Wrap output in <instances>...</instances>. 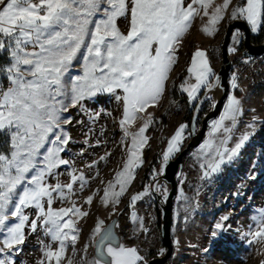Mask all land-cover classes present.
<instances>
[{
    "label": "snow or ice",
    "instance_id": "6c2138e0",
    "mask_svg": "<svg viewBox=\"0 0 264 264\" xmlns=\"http://www.w3.org/2000/svg\"><path fill=\"white\" fill-rule=\"evenodd\" d=\"M231 3L232 0L220 4L216 0H0V56L7 58L0 63V264H13L12 257L28 235L38 231L49 242L39 241L42 258L37 264H62L69 246L73 258H67V264H74L79 237L76 225L89 213L76 207L71 194L74 184L79 182L82 191L87 181L82 173L76 175L72 170L67 184L58 179L54 185L48 183L49 177L58 176L60 166L70 163L61 155L71 142L65 125L72 121L64 113L79 107L95 122L100 113L87 110L85 101L107 95L122 103L121 144L129 136L131 144L122 170L116 172L101 197L105 207L109 203L115 206L143 163L141 153L148 143L144 134L153 123L147 109L163 97L177 62V45L195 18L207 17L201 31L210 36L226 16L246 21L252 33L264 26V0H242L229 12ZM120 18L128 22L126 34L118 27ZM232 42L228 51L235 54L242 43L239 29L233 32ZM78 59L80 71L73 75L71 70ZM187 71L190 80L184 81L181 91L187 94L189 105L198 109L203 103L201 91L207 97L220 86L219 77L199 49L192 55ZM230 86L238 88L236 74ZM211 106L215 108L216 104ZM241 114V100L228 95L221 115L210 125L208 139L196 153L201 180H211L220 173L249 141L256 117L246 126L253 131H245L233 146H228ZM137 120L143 121L142 126L130 133L129 127ZM186 128L181 124L169 139L156 175H163L168 162L180 151ZM153 189L167 201L166 186L156 184ZM53 193L72 206L54 209ZM148 194L145 190L133 195L130 206ZM94 195L84 203L90 205ZM177 199L184 202L186 212L191 209V201L183 191ZM26 209H35L34 218L26 214ZM227 219L223 217L222 221ZM133 221L141 231H147L142 218L133 215ZM227 230L223 222H217L211 239L221 238ZM243 236L250 245L264 246V210L255 220V227L250 226ZM91 239L98 247L91 264H147L136 247L117 243L110 228L102 229L101 221ZM260 251L264 253V247ZM81 261L83 264V257Z\"/></svg>",
    "mask_w": 264,
    "mask_h": 264
},
{
    "label": "rangeland",
    "instance_id": "374dc122",
    "mask_svg": "<svg viewBox=\"0 0 264 264\" xmlns=\"http://www.w3.org/2000/svg\"><path fill=\"white\" fill-rule=\"evenodd\" d=\"M222 2L223 0H216L217 4ZM240 3L242 0H232L228 11L231 12V9ZM228 21L230 19L226 16L217 26L216 33L210 36L201 31L202 26L207 23V17L201 19L197 16L192 27L182 38V42L177 45V62L166 81L164 95L156 106L147 109V113L153 117V123L144 134L148 143L141 153L143 163L136 168L135 178L115 206L109 203L108 207H105L101 203V197L109 181L114 179L117 171L122 170L127 159V147L131 144V136L121 144L123 132L119 126V119L122 116V103L118 104L114 98L107 95L85 101L87 110L100 113L95 122L91 121L86 112L79 107L69 108L68 112L64 113L72 121L65 125L71 142L61 155L70 163L60 166L56 170L58 176L49 177L48 183L54 185L58 179L61 184H67L70 181L68 173L72 170H75L76 175L82 173L87 181L82 191L79 182L74 184L71 194V200L75 202L76 207L89 213L88 216L79 219L76 225L79 237L74 264H82L81 257L83 264H91L94 259L91 239L93 229L98 221H101L103 226L113 215L117 217L115 232L121 236L119 244L135 247L132 241L140 242V255L146 259L149 258L150 250L155 252L154 255L160 254L163 250L156 224V209L159 219L158 203L153 191L161 200L163 196L153 189V185H166L159 181L156 173L162 164V154L168 147V141L180 125H187L184 133L186 138L181 147L190 136V125L194 129L198 126L194 123L195 120L191 122L196 107L189 105L187 94L181 91L184 81L190 80L187 69L191 64L192 55L198 49L205 52L215 73L220 63L219 44ZM117 24L126 34L127 20L120 18ZM248 27L250 29L249 25ZM235 30L237 29L231 32L227 45V55L231 63L227 96L232 94L241 100L242 114L228 146H233L236 138L245 131H253L246 128L253 121V117L257 118L256 127L249 141L231 164L225 165L211 180L200 179L201 170L195 158L196 153L208 139L210 125L221 115L226 96L218 115L208 121L202 140L183 157L176 179L177 187L171 212L172 252L165 264H261V261H264V253L260 251L264 246L250 245L243 236V233L249 232L250 226L255 227V220L264 210V53L254 57H242L240 44L237 45L235 54L230 53L228 49L233 46L232 34ZM2 57L5 62L7 58ZM71 71L73 75L79 73V59L74 62ZM233 74L238 77L237 89L230 86ZM234 90L238 91L237 95ZM179 94H184V98ZM200 96L203 103L211 105L212 97L209 99V96H204L203 90ZM142 123V120H137L129 127V132H137ZM250 176H254V179H249ZM116 190H119L118 185ZM145 190L149 194L137 201L134 206H130L132 196ZM181 191L191 201V209L187 212L183 207L184 202L177 199ZM93 193L96 195L93 196L92 203L85 204L86 198ZM53 197L54 209L72 206L67 201H61L56 193H53ZM25 211L30 218H34L35 209ZM133 215L143 219L146 232L139 229L138 223L133 221ZM223 217L228 219L222 221ZM217 222H223L228 230L221 238L212 240L211 232ZM41 239L45 243L49 242L42 231L28 235L26 243L18 250V254L12 257L13 264H37L42 258V245L39 242ZM85 246L87 251H84ZM205 248L208 249L207 252L204 251ZM67 258H73L71 246L67 249L66 259L62 264H67Z\"/></svg>",
    "mask_w": 264,
    "mask_h": 264
},
{
    "label": "water",
    "instance_id": "95a60500",
    "mask_svg": "<svg viewBox=\"0 0 264 264\" xmlns=\"http://www.w3.org/2000/svg\"><path fill=\"white\" fill-rule=\"evenodd\" d=\"M234 29H239L242 33V43H240L241 50L240 55L242 57H254L264 53V41L253 43L251 42V32L244 20H230L226 23L223 35L220 40L219 48H220V63L215 74L219 77V87L220 93L212 103L216 104V107L213 108L211 105L207 109V111L202 115L199 120V124L194 129L192 125H190V136L184 145L180 148V151L175 154V156L168 162L165 167V171L163 175H158L159 181H163L168 189V199L167 201L161 200L159 196L153 191L155 198L157 199V205L159 209V219H158V231L159 238L161 244L163 246V255L158 254L152 257L147 258V264H165L168 258L171 256L172 252V239L170 234V226H171V212H172V204L173 198L176 193L177 187V175L181 169L182 159L185 154L192 148L196 147L199 142L202 140L205 128L209 120L215 118L222 106V103L229 92L228 87V76L230 70V59L227 55V45L229 42V38L231 32ZM202 100V99H201ZM211 103V104H212ZM196 110L193 111L191 122L195 120ZM195 123V122H194ZM162 167V164L160 168ZM116 216L113 215L111 218L102 226V229L110 228L113 234V237L119 242L118 235L115 232V222ZM98 240V238H97ZM98 252L97 242L93 241L92 244V254L94 258L96 257Z\"/></svg>",
    "mask_w": 264,
    "mask_h": 264
},
{
    "label": "trees",
    "instance_id": "16d2710c",
    "mask_svg": "<svg viewBox=\"0 0 264 264\" xmlns=\"http://www.w3.org/2000/svg\"><path fill=\"white\" fill-rule=\"evenodd\" d=\"M250 40L253 43H258V42L264 41V26H262L256 33L251 34ZM234 93L237 95L238 91L234 90ZM179 96L184 98V94H179ZM208 108H209V104H207L205 102L201 104V106H200V108L196 114V117H195V123L197 125L199 124L200 118L207 111ZM157 168H158V162L155 163V169L157 170ZM155 212H156V216H157L156 224L158 225V211H157V209L155 210ZM154 254H155V252L153 250H150L148 255H149V257H152V256H154Z\"/></svg>",
    "mask_w": 264,
    "mask_h": 264
},
{
    "label": "bare ground",
    "instance_id": "6f19581e",
    "mask_svg": "<svg viewBox=\"0 0 264 264\" xmlns=\"http://www.w3.org/2000/svg\"><path fill=\"white\" fill-rule=\"evenodd\" d=\"M220 93V87H214L209 93L208 96L212 97L213 100L217 98Z\"/></svg>",
    "mask_w": 264,
    "mask_h": 264
},
{
    "label": "crops",
    "instance_id": "0c3cea01",
    "mask_svg": "<svg viewBox=\"0 0 264 264\" xmlns=\"http://www.w3.org/2000/svg\"><path fill=\"white\" fill-rule=\"evenodd\" d=\"M117 235H118V239H119V241L121 240V236L117 233ZM133 243H134V245H135V247L138 249V250H140L141 249V243L139 242H136V241H132Z\"/></svg>",
    "mask_w": 264,
    "mask_h": 264
},
{
    "label": "built area",
    "instance_id": "2783aa9c",
    "mask_svg": "<svg viewBox=\"0 0 264 264\" xmlns=\"http://www.w3.org/2000/svg\"><path fill=\"white\" fill-rule=\"evenodd\" d=\"M0 63H3V57L2 56H0Z\"/></svg>",
    "mask_w": 264,
    "mask_h": 264
}]
</instances>
